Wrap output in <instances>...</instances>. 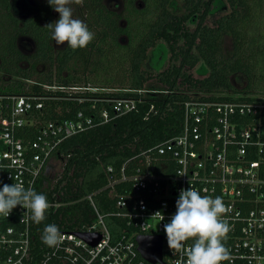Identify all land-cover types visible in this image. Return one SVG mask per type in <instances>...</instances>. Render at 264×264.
<instances>
[{"label":"built area","instance_id":"2783aa9c","mask_svg":"<svg viewBox=\"0 0 264 264\" xmlns=\"http://www.w3.org/2000/svg\"><path fill=\"white\" fill-rule=\"evenodd\" d=\"M44 87L69 93L80 86ZM84 87L100 94L78 97L89 106L55 120L41 117L42 95L0 90V184L21 182L37 191L64 139L126 114L141 101L140 88ZM181 108L178 133L139 149L118 166L102 164L101 187L73 199L51 192L49 221L33 222L30 210L20 205L7 217L0 215V264H152L139 254L137 234L161 236L162 259L175 264L178 254L169 249L163 225L175 211L178 191L190 186L201 195L222 197L227 207L222 218L229 229L223 239L228 251L221 264H264V92L187 94ZM152 110L150 104L145 116ZM60 176L49 178L50 188ZM103 191L100 207L94 197ZM72 203H81L76 221L50 217ZM50 223L61 234L52 247L41 238ZM78 233L99 237L90 243Z\"/></svg>","mask_w":264,"mask_h":264},{"label":"trees","instance_id":"16d2710c","mask_svg":"<svg viewBox=\"0 0 264 264\" xmlns=\"http://www.w3.org/2000/svg\"><path fill=\"white\" fill-rule=\"evenodd\" d=\"M213 1L183 0L185 13L179 15L169 11V0H122L120 11L107 8L103 0L73 2L70 5L73 15L88 24L94 37L83 48L72 49L66 43L54 50L49 29L44 25L57 19L59 14L52 11L46 0H34L36 12L21 18L13 13L11 0H0L12 33L15 36L27 35L34 41L35 50L30 57L36 62H48L49 69L40 78L45 81L43 83L142 88L149 77L142 71V63L147 50L158 40L166 42L171 59L178 61L160 78L167 92L157 96L136 94L141 101L134 110L64 139L54 155L63 160L61 176L50 188L49 178L53 174L47 167L39 178L37 192L50 197L51 192L59 191L61 199L86 194L105 183L102 164L118 166L139 149L178 133L182 122L181 101L187 97L185 93L174 92L179 84L187 83L188 89L198 91L230 89L264 92V0H227L230 6L235 5L236 8L217 18L214 26H209L205 20ZM193 15L197 17V22L194 30L190 31L187 20ZM226 33L232 37L233 53L230 57H225L222 51V37ZM179 40L183 41L181 45ZM8 46L18 58L23 57L13 40ZM193 48L196 53L192 52ZM12 56H3L2 61L6 65L2 66L7 67V63L14 59ZM199 60L208 66L209 72L202 79H193L184 68L195 66ZM75 62H79V66ZM17 73L24 77L28 75L25 69H19ZM234 73L245 76L243 86H230L227 76ZM4 90L42 95L41 117L52 120L70 118L77 110L86 109L90 102L79 101L78 97L100 94L92 91H53L22 82ZM150 104L153 110L145 116ZM94 199L103 207L105 191ZM80 206L81 203H72L48 216L54 220L63 217L76 221V212H81L78 210ZM84 206L87 209L86 203ZM82 212L85 216L86 212ZM46 221L49 219L45 218Z\"/></svg>","mask_w":264,"mask_h":264},{"label":"clouds","instance_id":"9594fccd","mask_svg":"<svg viewBox=\"0 0 264 264\" xmlns=\"http://www.w3.org/2000/svg\"><path fill=\"white\" fill-rule=\"evenodd\" d=\"M58 12V18L45 24L50 39L57 44L66 41L72 49L85 47L94 37L88 24L73 15V2L82 0H46ZM175 211L163 225L166 241L174 255L175 264H221L227 255L223 243L228 225L222 218L227 211L222 197L201 195L193 188H181L174 201ZM17 205L30 210V219L40 223L45 218L49 201L42 192H37L23 183L0 184V215L7 217ZM157 212V211H156ZM160 212V211H159ZM163 219L160 212L159 220ZM42 241L49 247L61 242L60 231L55 224H46L41 234ZM191 243L185 246V241Z\"/></svg>","mask_w":264,"mask_h":264},{"label":"rangeland","instance_id":"374dc122","mask_svg":"<svg viewBox=\"0 0 264 264\" xmlns=\"http://www.w3.org/2000/svg\"><path fill=\"white\" fill-rule=\"evenodd\" d=\"M103 4L109 9L120 11L122 8V0H103ZM167 8L172 14H183L185 13V9L183 7V0H169L167 4ZM232 8H236V6H230L227 0H214L211 4L210 10L207 14L205 23L209 26H214L216 24L217 18L220 16L227 14L231 11ZM11 9L13 13L18 17H28L33 15L36 12V6L34 0H11ZM55 12L54 9H52ZM122 23V21H120ZM197 22V17L193 15L189 20H187V26L190 31L194 30ZM95 32V31H94ZM222 51L225 57H230L233 53L232 46V37L229 33H226L222 37ZM14 41V46L19 51L20 55L23 56L18 58V56L14 53L13 50L8 46L9 41ZM182 40H179V44H182ZM66 41L57 44L54 40H51V44L53 49L62 48L66 45ZM35 50L34 41L27 35H18L11 31V25L5 18V14L0 2V89H9L17 85V82H22L24 84H32L30 82H37L42 84V87L45 88V85H49L43 83L45 81H41L40 78H43L48 69L49 65L46 60L35 61L33 57H30V54ZM193 53H196V49H192ZM13 55V60H10L7 63V67L2 65H6L2 61L3 56ZM30 57V58H28ZM35 62V63H34ZM178 61H174L171 59V54L168 50V46L165 41L158 40L153 46H151L146 53V58L142 63V71L145 75H148V79L144 83L143 87L139 92H142L141 95L148 96H157L162 89H165L164 83L161 81V76L163 72L169 68L173 64H177ZM74 63V62H73ZM77 66H79V62H75ZM33 64H35L33 66ZM25 69L28 73L27 77L23 75H19L17 70ZM184 71L189 73L193 79H202L204 78L208 72V66L202 61L199 60L195 66L188 68L185 67ZM23 78L28 79V81H23ZM227 80L231 87H240L245 84V76L242 73H234L227 76ZM44 85V86H43ZM54 85V84H51ZM94 88V87H93ZM125 87L123 89H126ZM85 87L80 84L78 88L79 91H85ZM56 90V89H49ZM230 90V89H229ZM72 91V90H71ZM214 92H221L218 89L213 90ZM213 91H198V90H190L188 89V84H179L174 92L178 94H197L201 92H213ZM61 159L55 158L52 156L49 159L48 170L49 173H52L55 177L59 175L62 168Z\"/></svg>","mask_w":264,"mask_h":264},{"label":"water","instance_id":"95a60500","mask_svg":"<svg viewBox=\"0 0 264 264\" xmlns=\"http://www.w3.org/2000/svg\"><path fill=\"white\" fill-rule=\"evenodd\" d=\"M90 243H95L98 234L78 233ZM136 248L139 254L149 263L167 264L161 255L162 238L159 235L152 234H137L135 236Z\"/></svg>","mask_w":264,"mask_h":264},{"label":"flooded vegetation","instance_id":"af4514ba","mask_svg":"<svg viewBox=\"0 0 264 264\" xmlns=\"http://www.w3.org/2000/svg\"><path fill=\"white\" fill-rule=\"evenodd\" d=\"M23 81H28V79H26V78H23Z\"/></svg>","mask_w":264,"mask_h":264}]
</instances>
